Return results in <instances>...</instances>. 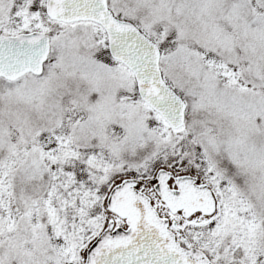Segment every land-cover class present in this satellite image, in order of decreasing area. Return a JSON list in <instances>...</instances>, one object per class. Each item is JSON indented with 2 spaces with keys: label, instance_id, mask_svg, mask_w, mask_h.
<instances>
[{
  "label": "snow or ice",
  "instance_id": "obj_1",
  "mask_svg": "<svg viewBox=\"0 0 264 264\" xmlns=\"http://www.w3.org/2000/svg\"><path fill=\"white\" fill-rule=\"evenodd\" d=\"M0 264H264V0H0Z\"/></svg>",
  "mask_w": 264,
  "mask_h": 264
}]
</instances>
